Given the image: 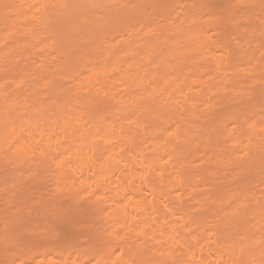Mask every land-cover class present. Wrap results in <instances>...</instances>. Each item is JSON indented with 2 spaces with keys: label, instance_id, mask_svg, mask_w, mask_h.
I'll return each mask as SVG.
<instances>
[{
  "label": "rangeland",
  "instance_id": "374dc122",
  "mask_svg": "<svg viewBox=\"0 0 264 264\" xmlns=\"http://www.w3.org/2000/svg\"><path fill=\"white\" fill-rule=\"evenodd\" d=\"M62 2L0 0V264H261L264 0Z\"/></svg>",
  "mask_w": 264,
  "mask_h": 264
},
{
  "label": "bare ground",
  "instance_id": "6f19581e",
  "mask_svg": "<svg viewBox=\"0 0 264 264\" xmlns=\"http://www.w3.org/2000/svg\"><path fill=\"white\" fill-rule=\"evenodd\" d=\"M29 1L32 2L33 0H29ZM39 1H40V0H39ZM61 2H62V0H61ZM62 3H63V5H64L65 2L63 1ZM65 6H66V4H65ZM156 43H157V42H156ZM156 43H155V44H156ZM152 45H154V44H152ZM156 45L158 46V44H156ZM111 46H112V45H111ZM113 46H114V45H113ZM111 48H112V47H111ZM130 48H131V47L126 48V50L128 51V52L126 53V55H128V53H130V52H129V51H131ZM149 48H150V47H149ZM151 48H153V47H151ZM154 49H155V48H154ZM113 50H114V49H113ZM113 50H112L111 53H109V54H112V56H115V54H116V56L121 54V52H120L119 54L116 53V52H117V49H116V52H115V53H113V52H114ZM155 50H156V49H155ZM108 51H109V50H108ZM177 51H179V50H177ZM100 52H101V51H100ZM105 52H106V51H105ZM152 52H153V51H152ZM159 52H160V51L158 50V53H159ZM165 53H166V52H165ZM176 53H178V52H176ZM107 54H108V52H107ZM107 54H106V55H107ZM113 54H114V55H113ZM159 54H161V52H160ZM173 54H174V53H173ZM174 55H175V54H174ZM181 55H182V54H181ZM108 56H109V55H107L106 58L111 57V56H109V57H108ZM154 56H155V55H154ZM154 56H152V57H154ZM176 56L179 57V55H176ZM102 57H103V56H102ZM104 57H105V56H104ZM173 57H174V56H173ZM106 58H105V59H106ZM166 58H167V57H166ZM169 58H170V57H168V59H169ZM105 59H104V60H105ZM113 59H114V58H113ZM113 59L111 58V61H112ZM174 59H176V58H174ZM174 59H173V60H174ZM96 60H97V59H96ZM102 60H103V59H102ZM106 60H107V59H106ZM176 60H177V59H176ZM97 61H98V60H97ZM99 61H101V60H99ZM156 61H157V60H156ZM103 62H104V61H103ZM109 62H110V60L108 61V63H109ZM159 62H162V61H159ZM159 64L162 65L163 63H159ZM94 65H95V64H94ZM156 65H158V64H156ZM158 66H159V65H158ZM91 67H92V66H91ZM111 68H112V64H111V62H110V64H107V65H106V64H105V65H104V64H102V65H99V64H98V66L95 65L93 69L91 68V70H93V73H94V72L96 71V69H98L99 71H102V72L104 71V69H106V70L109 71V73H110V72H111ZM91 74H92V73H91ZM129 74H132V73H129ZM112 75H113V73H112ZM126 75H127V74H125V76H126ZM114 76H115V75H114ZM114 76H113V77H114ZM119 76H120V75H119ZM133 76H134V75H132V77L130 78V75H127L128 80H126V79H125V80L128 81V83H125V82H126V81H125V82H124V85H125V84H127V85L130 84V83H129V82H130L129 78H130V79H132V78L134 79ZM125 78H126V77H125ZM114 79H116V78H114ZM119 79H120V77H119ZM162 83H165V82H162ZM121 85H122V84H121ZM127 85H126V86H127ZM158 85H159V84H158ZM158 85H156L154 88L157 89V88L159 87ZM129 87H130V85L128 86V88H129ZM124 88H126V87L124 86ZM112 97H113V96H112ZM56 102H57V101H56ZM68 103H69V102H68ZM59 104H60V102H59ZM62 104H63V103H62ZM69 104H70V103H69ZM59 106H60V105H59ZM115 111H116V110H115ZM115 116H116V114H115ZM115 116H114V117H115ZM72 117H73V116H72ZM70 118H71V117H70ZM75 118H76V116H75ZM79 118H80V117H79ZM73 119H74V117H73ZM73 119H72V120H73ZM76 120H78V118H77ZM114 120H115V119H114ZM114 120H113V121H114ZM74 121H75V119H74ZM111 121H112V120H111ZM49 123H50V121H49ZM111 123H112V122H111ZM109 124H110V123H109ZM42 126H43V125H42ZM51 126H52V125H51ZM55 126H56V125H55ZM48 127H49V126H48ZM30 128H31V127H30ZM17 131H18V130H17ZM30 131H31V130H30ZM30 133H31V132H30ZM80 133H81V132H80ZM6 135H7V134H6ZM10 135H11V134H10ZM107 135H108L107 133L101 131V137H102V138L99 137L100 135H99L98 137L101 139V141H102V139H104L106 143L109 142V143L112 144V145H116L118 141L113 140V139L111 138V135H108V136H107ZM119 135H121V131H120ZM8 136H9V134H8ZM79 136H81L82 138L84 137V136L81 135V134H80ZM4 137H5V136H4ZM14 137H16V136H14ZM85 137H86V136H85ZM85 137H84V139L86 140ZM98 137H97V138H98ZM17 138H18V137H17ZM77 138H78V137H77ZM15 140H16V139H15ZM7 141H9V140L7 139ZM82 141L84 142V140H82ZM82 141H79V140H78V141L74 142V141L72 140V141H71V144H70L71 148L68 146V147L70 148L69 150H71V149L75 150L74 152H76V155H78L77 153H80V152H81V153H86L87 151H86V152H82L83 150L81 151V147H80V146H81V144L83 143ZM152 141H153V140H152ZM84 143H85V142H84ZM84 143H83V144H84ZM109 143H108V144H109ZM1 144H2V143H1ZM4 144H5V143H4ZM15 144H16V143H15ZM83 144H82V145H83ZM104 144H105V143H104ZM108 144H107V145H108ZM2 145H3V144H2ZM105 145H106V144H105ZM3 146H4V145H3ZM20 146H21V145H20ZM17 147H19V146H17ZM59 147H61V146H59ZM72 147H74L75 149L72 148ZM84 147H85V146H84ZM112 147H113V146H112ZM112 147H111V148H112ZM116 147H117V146H116ZM54 148H55V147H54ZM54 148H53V149H54ZM61 148H62V147H61ZM78 148H79V149H78ZM93 148H94V147H93ZM111 148H110V149H111ZM85 149H86V147H85ZM91 149H92V148H91ZM112 149H113V148H112ZM62 150H63V149H62ZM69 150H68V152H67V150H66L67 154L69 153ZM76 150H77V151L79 150L80 152H79V151L77 152ZM86 150H88V149H86ZM64 151H65V150H64ZM113 151H114V149H113ZM55 152H56V151H55ZM89 152L92 153V154L89 153V154H90V155H89V158L92 159V158H93V155L95 154V152H92L91 150H90ZM130 152H131V150H129V153H130ZM93 153H94V154H93ZM109 153H110V152L108 151V154H109ZM116 153H117V152H116ZM116 153H115V154H116ZM62 154H63V153H62ZM67 154L65 155V157L67 156ZM82 155H83V154H82ZM110 155H111V153H110ZM56 156H57V155H56ZM78 156H79V155H78ZM72 157H73V156H72ZM81 157H82V156H81ZM107 157L109 158V155H108ZM111 157H112V156H111ZM57 158H58V159H61V158L58 157V156H57ZM65 159H66V158H64V160H65ZM70 159H71V158L69 157V159H68L69 162H70ZM142 159L145 160V161H149L148 158H144V157H142ZM61 160H62V159H61ZM102 160H103V163H104L105 166H106V161H105L104 159H102ZM78 161H79V160H78ZM64 162H65V161H64ZM64 162H61V161L59 160V163H64ZM103 163H102V164H103ZM67 164H68V163H67ZM69 165H70V164H69ZM69 165H66V166H69ZM107 165H108V164H107ZM62 166H63V165H62ZM66 166H65V167H66ZM101 166H102V165H101ZM63 167H64V166H63ZM71 167H72V166H71ZM108 167H109V166H108ZM68 168H69V167H68ZM68 168H66V169H68ZM61 172H62V171H61ZM61 172H60V173H61ZM93 172H94L96 175H98V176H103V177H105V179H108V178H107V177L109 176L108 170H104V171H102V170H95V169H93ZM111 172H112V171H111ZM66 174H67V173H66ZM112 174H113V173H112ZM58 176H61V175H58ZM110 185H111V184H110ZM112 187H113V186H112ZM114 187H115V191H117V190H119V189L122 188L121 184H119V185L117 184V185L114 186ZM68 198H69V196H68ZM136 198H137V197L134 195V192H132V193H131V196H130L129 198H126V199L120 201V200L117 199V196H116V194L114 193V194H112V195L109 196L108 201L110 202L111 205H113V206H115V207H118V209H120L121 211L125 212V209L123 208L124 206L138 207L139 210L143 208V202H142L141 200H138V198H137V199H136ZM70 199H71V198H70ZM112 209H113V208H112ZM107 211H108V210H107ZM111 211H112V210H111ZM123 224H124V223H123ZM119 227H120V226H119ZM129 227H130V225H129ZM129 227H128V228H129ZM121 228H122V227H121ZM118 229H119V228H118ZM96 230H97V229H96ZM116 232H117V231H116ZM119 232H121V231H119ZM114 233H115V232H114ZM123 233H124V232H123ZM123 233H122V234H123ZM125 235H126V233H125ZM123 236H124V234H123ZM132 246H133V245H132ZM122 248H123V246H122ZM120 250H121V249H120ZM125 250H127V249L125 248ZM135 250H136V249H135ZM127 251H128V250H127ZM132 252H133V250H132ZM123 253H124V252H123ZM135 253H136V251H135ZM129 254H130V253H129ZM133 254H134V253H133ZM124 257H125L126 260L128 259V257H127L126 255H125ZM135 257H136V256H135ZM126 260H125V261H126ZM128 261H129V262H133V260L131 261V260H129V259H128ZM65 263H66V262H65Z\"/></svg>",
  "mask_w": 264,
  "mask_h": 264
},
{
  "label": "snow or ice",
  "instance_id": "6c2138e0",
  "mask_svg": "<svg viewBox=\"0 0 264 264\" xmlns=\"http://www.w3.org/2000/svg\"><path fill=\"white\" fill-rule=\"evenodd\" d=\"M97 7H99V6H97ZM132 7H135V5H132ZM170 135H174V133H170ZM244 155H247V153H244ZM118 251L120 252V256H123V254H124L123 251L119 250V249H118ZM262 255H264V253H262ZM118 264H129V262H124L122 260H119ZM130 264H135V262L134 261L130 262ZM253 264H254V262H253ZM261 264H264V261H261Z\"/></svg>",
  "mask_w": 264,
  "mask_h": 264
}]
</instances>
